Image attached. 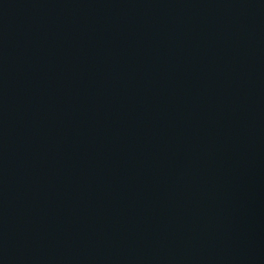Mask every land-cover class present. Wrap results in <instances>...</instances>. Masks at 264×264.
Segmentation results:
<instances>
[{
  "label": "water",
  "instance_id": "water-1",
  "mask_svg": "<svg viewBox=\"0 0 264 264\" xmlns=\"http://www.w3.org/2000/svg\"><path fill=\"white\" fill-rule=\"evenodd\" d=\"M0 264H264V0H0Z\"/></svg>",
  "mask_w": 264,
  "mask_h": 264
}]
</instances>
